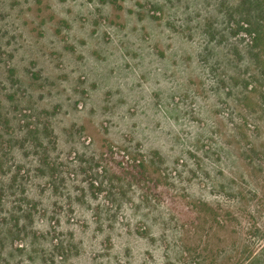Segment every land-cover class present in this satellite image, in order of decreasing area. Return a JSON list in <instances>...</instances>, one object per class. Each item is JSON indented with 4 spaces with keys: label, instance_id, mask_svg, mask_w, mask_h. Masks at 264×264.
Returning a JSON list of instances; mask_svg holds the SVG:
<instances>
[{
    "label": "rangeland",
    "instance_id": "1",
    "mask_svg": "<svg viewBox=\"0 0 264 264\" xmlns=\"http://www.w3.org/2000/svg\"><path fill=\"white\" fill-rule=\"evenodd\" d=\"M0 264H264V0H0Z\"/></svg>",
    "mask_w": 264,
    "mask_h": 264
},
{
    "label": "trees",
    "instance_id": "2",
    "mask_svg": "<svg viewBox=\"0 0 264 264\" xmlns=\"http://www.w3.org/2000/svg\"><path fill=\"white\" fill-rule=\"evenodd\" d=\"M0 206H1V196H0Z\"/></svg>",
    "mask_w": 264,
    "mask_h": 264
}]
</instances>
